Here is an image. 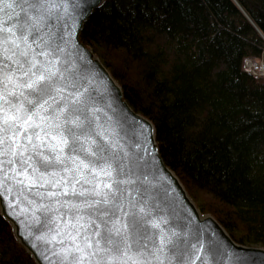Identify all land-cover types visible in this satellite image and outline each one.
I'll return each instance as SVG.
<instances>
[{
    "label": "trees",
    "instance_id": "16d2710c",
    "mask_svg": "<svg viewBox=\"0 0 264 264\" xmlns=\"http://www.w3.org/2000/svg\"><path fill=\"white\" fill-rule=\"evenodd\" d=\"M80 37L201 210L264 247V0H105ZM0 264H36L1 214Z\"/></svg>",
    "mask_w": 264,
    "mask_h": 264
},
{
    "label": "snow or ice",
    "instance_id": "6c2138e0",
    "mask_svg": "<svg viewBox=\"0 0 264 264\" xmlns=\"http://www.w3.org/2000/svg\"><path fill=\"white\" fill-rule=\"evenodd\" d=\"M67 2L0 0V196L15 188L23 197L51 185L80 201L69 207L87 210V219L74 216L76 223L57 226L56 237H63L48 241L49 264H187L191 243L153 231L160 225L150 222L144 207L131 201V210L125 207L126 186L135 181L118 177L134 175L135 161L122 150L109 152L97 138L87 90L60 69ZM71 3L77 18L95 6L92 0ZM54 168L63 174L49 171ZM41 211L52 210L41 205Z\"/></svg>",
    "mask_w": 264,
    "mask_h": 264
},
{
    "label": "water",
    "instance_id": "95a60500",
    "mask_svg": "<svg viewBox=\"0 0 264 264\" xmlns=\"http://www.w3.org/2000/svg\"><path fill=\"white\" fill-rule=\"evenodd\" d=\"M104 1L92 0L95 6L80 18L73 12L71 0L65 4L68 9L63 21L67 24L64 29L66 43L61 45L60 69L78 89L87 90V114L93 130L99 134L97 138L109 146V152L122 150L135 161L134 175L118 177L135 181L134 185L126 186L130 195L125 198V207L131 210L129 201L136 203L137 208L144 207L151 213L150 222L160 225L153 231L168 235L176 233L191 243L194 247L185 253L187 264H264L263 246L235 241L212 214L200 210L182 180L161 156L152 120L130 105L122 86L100 56L91 45L81 40L84 23ZM68 91L73 90L70 88ZM49 171L63 174L60 168ZM6 186L13 187L11 182ZM62 191V188L45 185L33 187L30 193L25 191L23 197L16 195L15 188L12 195L4 193L0 196L1 216L12 226L17 240L36 264H49L46 257L51 255L49 248L53 245L48 241L56 237L58 225L68 221L76 223L74 216L87 219V210L77 211L69 207L80 201L70 192L59 195ZM50 192L58 195L49 197L47 194ZM37 193H44V196ZM41 205L52 211L42 212ZM45 216L48 217L46 223ZM62 237L63 233L56 239ZM70 244L71 241L65 239V246ZM55 247L58 250L59 245Z\"/></svg>",
    "mask_w": 264,
    "mask_h": 264
},
{
    "label": "built area",
    "instance_id": "2783aa9c",
    "mask_svg": "<svg viewBox=\"0 0 264 264\" xmlns=\"http://www.w3.org/2000/svg\"><path fill=\"white\" fill-rule=\"evenodd\" d=\"M244 68L255 75L264 76V64L255 61L253 58L245 59Z\"/></svg>",
    "mask_w": 264,
    "mask_h": 264
},
{
    "label": "rangeland",
    "instance_id": "374dc122",
    "mask_svg": "<svg viewBox=\"0 0 264 264\" xmlns=\"http://www.w3.org/2000/svg\"><path fill=\"white\" fill-rule=\"evenodd\" d=\"M255 60V59H254ZM256 61V60H255ZM117 80V79H116ZM186 187V186H185ZM187 189V188H186ZM190 194V193H189ZM191 196V195H190ZM192 197V196H191ZM194 200V199H193ZM194 202L196 203V201L194 200ZM196 205L198 206V204L196 203ZM199 207V206H198ZM200 208V207H199ZM201 210V208H200ZM202 211V210H201ZM203 213H209V212H205V211H202ZM211 214V213H210ZM214 216V215H213ZM248 245H253V246H261V245H256V244H248Z\"/></svg>",
    "mask_w": 264,
    "mask_h": 264
}]
</instances>
